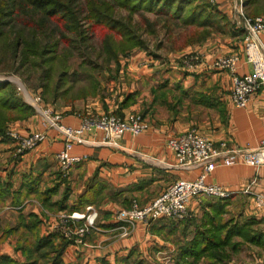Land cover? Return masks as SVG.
I'll list each match as a JSON object with an SVG mask.
<instances>
[{"label":"crops","instance_id":"1","mask_svg":"<svg viewBox=\"0 0 264 264\" xmlns=\"http://www.w3.org/2000/svg\"><path fill=\"white\" fill-rule=\"evenodd\" d=\"M232 6V0L218 1V9L229 20ZM260 41L264 45V32ZM146 42L120 59L119 68L101 82L97 95L52 104L62 123L72 127L89 115L128 118L139 113L148 124L141 134L125 133L115 144H107L101 141L102 132L86 133L87 142L71 150L72 155L85 157L63 177L55 155L64 141L57 130L49 129L43 142L18 152V141L8 132L26 136L42 131L40 117L34 111L7 124L6 135H0V264H175L178 246L193 238L197 226L202 229L205 196L190 202L196 222L167 218L136 222L121 235V223L113 217L120 208L133 202L147 204L176 180L194 179L201 172L176 168L167 140L196 129L215 145L264 147V84L246 106L236 107L230 99L229 73L211 66L215 57L235 52L240 55L238 74L251 73L243 34L236 26L226 33L212 32L179 51L167 52L152 44L149 54ZM195 53L201 56L197 66L182 63L183 56ZM205 181L230 193L223 200L222 219L238 224L249 220V232L264 240V208L255 199L264 197V166L218 164ZM86 205L97 210L96 225L83 244H74L56 226L61 214L81 212ZM61 237L67 243L56 258ZM229 244L228 264H264V242L243 241L235 235ZM206 260L203 256L199 264Z\"/></svg>","mask_w":264,"mask_h":264},{"label":"trees","instance_id":"2","mask_svg":"<svg viewBox=\"0 0 264 264\" xmlns=\"http://www.w3.org/2000/svg\"><path fill=\"white\" fill-rule=\"evenodd\" d=\"M242 5L247 17L264 15V0H242ZM117 9L126 10L127 17L117 15ZM134 14L151 35L158 36L159 26L174 49L200 42L219 28L221 20L226 23V16L208 0H0V74H16L40 87L42 96L51 101L72 103L93 97L101 90L100 71L113 75L121 58L145 46L139 29L137 34L128 19ZM175 28L185 29L189 35L183 30L173 33ZM237 29L243 34L242 28ZM93 34L99 36L98 48L90 42ZM180 37L182 43L176 44ZM75 58L79 59L78 67L72 68ZM14 86L11 81L0 80L1 136L6 135L9 122L34 113ZM223 200L202 198V229L197 226L193 238L178 246L175 264H199L203 256L207 259L203 264H228L227 247L235 235L243 241L264 242L260 234L249 232V220L238 224L222 219ZM66 243L61 237L56 258Z\"/></svg>","mask_w":264,"mask_h":264},{"label":"built area","instance_id":"3","mask_svg":"<svg viewBox=\"0 0 264 264\" xmlns=\"http://www.w3.org/2000/svg\"><path fill=\"white\" fill-rule=\"evenodd\" d=\"M236 28L243 29V53L246 62L251 64V73L238 74L240 55L235 52L217 57L211 66L229 73L232 79L230 99L236 107H244L252 94L264 84V45L260 41V36L264 32V16L246 17L240 13ZM187 58L191 63L189 66L198 65V61L194 60L196 56ZM19 89H23L22 86ZM26 97L25 102L34 108L44 129L26 136L14 131H9L8 134L18 141V152H22L43 142L47 138L49 129L57 130L64 141L63 148L55 155L63 177L76 162L85 157L72 155L71 150L75 144L87 142L84 137L86 133L100 131L103 134L102 142L115 144L116 139L125 133L135 136L148 128L147 122L139 113L128 118L114 114L89 115L83 118L77 127L68 126L62 123L61 113L42 103L40 97H31L33 103L29 102L30 95ZM166 147L175 158L176 168L187 171L200 169L201 172L194 179L176 180L147 204L140 205L133 202L131 206L114 212L113 217L121 223V235H127L128 228L136 222L151 224L160 218L173 221L190 219L193 217V212L189 208L192 200L200 202L204 196L227 198L230 193L223 186L205 181L207 174L218 164L232 166L241 162L253 167L264 166V147L249 149L228 147L223 143L215 145L196 129L170 137ZM255 199L257 204L264 208V197L256 196ZM97 216L95 207L86 205L81 212L61 214L56 227L70 242L83 244L85 236L95 228Z\"/></svg>","mask_w":264,"mask_h":264},{"label":"rangeland","instance_id":"4","mask_svg":"<svg viewBox=\"0 0 264 264\" xmlns=\"http://www.w3.org/2000/svg\"><path fill=\"white\" fill-rule=\"evenodd\" d=\"M209 3H211L212 5H215L217 6L218 8V1L219 0H208ZM232 8H231V12H230V15H231V19L229 20L228 17L226 16V14H224L226 16V23L224 21H220L219 23V28L213 30L212 32H218V33H226L228 31V29H231V28H234L236 26V19H238L239 17V14L240 13H243V5H242V0H232ZM117 15L119 16H124V17H127L128 13L126 12V10H123V9H117V12H116ZM244 15V13H243ZM147 17L149 18H153V16L151 14H146ZM257 16H264V15H257ZM247 17V16H246ZM131 22V24H133L135 27H136V31H137V34H138V29H139V33L142 35V37L144 38L145 41H147L146 45H149V49H148V53L150 54V49H151V45L153 44V46L155 48H161L167 52H172V50H176V51H179V49H174V45L170 42V40L166 39L164 37V31H160V28L159 26H157V33H158V36H154V35H151L149 34L148 31L144 30V26L143 24L141 23L140 21V17L138 16V14H134L132 16H130L128 18ZM184 32V35L185 34H188L189 35V31L181 28ZM182 30L179 31V29L175 28L173 33H182ZM211 32V33H212ZM208 36V35H207ZM206 36V37H207ZM182 37H180L179 39H177V41L175 42L176 44H180V42L182 43ZM91 44H94L95 48H98V44H99V36L98 34H93V36L91 37V40H90ZM196 43V42H195ZM93 55V53H92ZM159 58L161 57L160 54L157 55ZM190 56H196L197 58L194 59L195 61H198L200 62V59H201V56L199 54H192ZM221 56V55H220ZM189 57V56H183L182 57V63L185 62L186 58ZM219 57V56H217ZM215 57L212 62L217 58ZM94 58V57H93ZM92 58V59H93ZM122 59V58H121ZM211 62V63H212ZM78 63H79V59L78 58H75L74 60H72V68H77L78 67ZM186 63H189L188 62V58H187V62ZM99 75V78H100V81L101 82H105V79L106 77L109 78L110 75L106 72V71H100L98 73ZM113 76V75H111ZM0 78H8L11 80V82L15 85L14 87L16 88V91L18 92V94L23 98L24 101L27 100V97L26 95H30V101L31 103H33L31 100V97H40L41 98V101L42 103H44L45 105H49L52 107V104L54 101H51V99L47 98L45 99L44 96H42V92H41V88L40 87H35L33 85H30L28 82H24L19 76H17L16 74H9V75H5L3 73L0 74ZM33 79V78H31ZM35 81V79H33ZM24 89H19V87ZM58 100H61V99H58ZM35 111V110H34Z\"/></svg>","mask_w":264,"mask_h":264},{"label":"water","instance_id":"5","mask_svg":"<svg viewBox=\"0 0 264 264\" xmlns=\"http://www.w3.org/2000/svg\"><path fill=\"white\" fill-rule=\"evenodd\" d=\"M0 80H7V81H11L10 79L8 78H0Z\"/></svg>","mask_w":264,"mask_h":264}]
</instances>
